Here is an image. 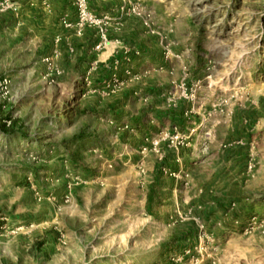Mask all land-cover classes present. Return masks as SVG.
I'll list each match as a JSON object with an SVG mask.
<instances>
[{"label":"rangeland","instance_id":"1","mask_svg":"<svg viewBox=\"0 0 264 264\" xmlns=\"http://www.w3.org/2000/svg\"><path fill=\"white\" fill-rule=\"evenodd\" d=\"M12 1L0 264H264V0H124L81 34Z\"/></svg>","mask_w":264,"mask_h":264},{"label":"crops","instance_id":"2","mask_svg":"<svg viewBox=\"0 0 264 264\" xmlns=\"http://www.w3.org/2000/svg\"><path fill=\"white\" fill-rule=\"evenodd\" d=\"M91 12L106 17L109 20L117 21L123 16L122 8L125 5L124 0H87ZM20 11H23L26 18L38 19L42 16H55L56 18L66 16L75 18L76 10L71 0H19Z\"/></svg>","mask_w":264,"mask_h":264},{"label":"built area","instance_id":"3","mask_svg":"<svg viewBox=\"0 0 264 264\" xmlns=\"http://www.w3.org/2000/svg\"><path fill=\"white\" fill-rule=\"evenodd\" d=\"M49 0H44L48 2ZM75 10L76 16L71 19L68 17L63 18V23L68 28H74L76 31L81 34L84 27L88 24H98L103 22L106 17H101L93 12H91L87 0H71ZM15 8V3L12 0H0V13L6 12L8 9ZM47 62H50V58H46ZM128 74H131L128 71ZM13 80L9 75H3L0 77V109L2 111H8L10 108V103L12 101L13 93ZM13 123L11 115L0 116V125L9 128ZM172 143H176V140H173ZM155 144H159V141H156Z\"/></svg>","mask_w":264,"mask_h":264},{"label":"trees","instance_id":"4","mask_svg":"<svg viewBox=\"0 0 264 264\" xmlns=\"http://www.w3.org/2000/svg\"><path fill=\"white\" fill-rule=\"evenodd\" d=\"M0 129L2 130V132H5V133H10L11 131L14 133V132H20L22 133L21 129H18L16 130V126L15 124L11 125V127L9 128H6L4 126H0ZM23 134V133H22ZM24 136H25V133H24Z\"/></svg>","mask_w":264,"mask_h":264}]
</instances>
